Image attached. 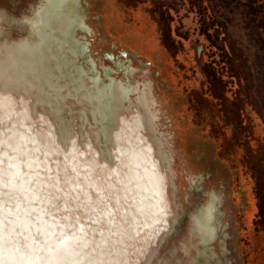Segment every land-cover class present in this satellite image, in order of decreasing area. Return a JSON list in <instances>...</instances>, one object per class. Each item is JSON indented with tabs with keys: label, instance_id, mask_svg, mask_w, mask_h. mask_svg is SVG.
I'll use <instances>...</instances> for the list:
<instances>
[{
	"label": "bare ground",
	"instance_id": "bare-ground-1",
	"mask_svg": "<svg viewBox=\"0 0 264 264\" xmlns=\"http://www.w3.org/2000/svg\"><path fill=\"white\" fill-rule=\"evenodd\" d=\"M84 17L81 0L0 10V264H223L216 190L169 249L182 212L152 84L87 69Z\"/></svg>",
	"mask_w": 264,
	"mask_h": 264
},
{
	"label": "rangeland",
	"instance_id": "rangeland-1",
	"mask_svg": "<svg viewBox=\"0 0 264 264\" xmlns=\"http://www.w3.org/2000/svg\"><path fill=\"white\" fill-rule=\"evenodd\" d=\"M37 2L0 0V10L20 17ZM81 6L90 27L78 30L87 43L83 65L97 62L104 79L108 69L152 84L159 128L172 141L182 212L169 249L184 238L189 214L216 190L224 200L226 249L221 237L215 242L223 264H264V0ZM196 184L201 191L191 189Z\"/></svg>",
	"mask_w": 264,
	"mask_h": 264
}]
</instances>
